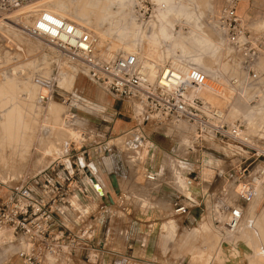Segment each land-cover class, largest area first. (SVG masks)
<instances>
[{
  "label": "built area",
  "instance_id": "built-area-1",
  "mask_svg": "<svg viewBox=\"0 0 264 264\" xmlns=\"http://www.w3.org/2000/svg\"><path fill=\"white\" fill-rule=\"evenodd\" d=\"M147 11L145 8L144 14ZM217 29L229 46L218 47L220 54L225 58L232 55L240 66L238 75L223 80L216 75L209 78L185 62L187 71L181 72L168 63L159 67L134 54L106 60L96 50L94 33L42 11L27 32L49 47L61 64L70 65L76 77L133 108L135 126L118 138L133 154L130 159L141 162L145 181H157L152 169L157 146L147 129L170 143L166 155L171 176L174 183L181 184L173 189L172 217L183 218L187 224L207 221L221 232L222 244H233L247 205L264 201V136L251 135L249 124L251 116L257 119L264 111L260 109L264 86L260 72L254 69L256 62L239 61L241 53L251 52L250 59H257L264 47H251L249 32L231 7L222 10ZM257 38L259 43L264 41V29ZM149 65H156L155 77L149 76ZM209 79L227 90L226 99L213 95L207 86ZM212 96L226 102L216 106L209 100ZM71 98L69 105L75 110L79 109L76 103L86 102L90 111L85 109L96 112L79 90L74 89ZM39 100L47 97L39 95ZM75 115L70 113V119ZM252 121L257 122L255 131L264 133V124ZM79 142L78 148L65 143L60 157L0 195V232L10 233L17 263L157 264L139 259L130 252V244L122 253H108L104 239H97V226L114 202L110 196V205L108 193L95 191L92 177L89 182V173L75 158L76 151L85 150L84 141ZM94 153L105 156L111 152L106 151L105 143H99ZM97 202L102 207L90 209Z\"/></svg>",
  "mask_w": 264,
  "mask_h": 264
},
{
  "label": "rangeland",
  "instance_id": "rangeland-1",
  "mask_svg": "<svg viewBox=\"0 0 264 264\" xmlns=\"http://www.w3.org/2000/svg\"><path fill=\"white\" fill-rule=\"evenodd\" d=\"M58 4L64 8L66 15L63 19L97 36L100 44L97 51L106 60L135 53L141 59L153 61L161 67L165 63H188L189 57L197 55L202 63H208H203L206 68H201L208 70V75H216L222 80L238 75L240 66L237 60L228 54L226 58L223 57L218 50V47H229L222 42L217 29L222 10L229 7L234 9L246 26L252 39L251 47H264V41L259 43L257 38L264 29V0H0V195L45 169L52 160L63 154L65 143H74L76 148L80 146L79 141L91 146L105 143L106 151H110L115 159L119 157L132 177L129 196L122 206L129 209L127 212L114 209L110 224L115 235L129 230L131 253L139 259L157 264H264V241L261 242L260 238L257 244H253V250L246 245L241 231H238L235 243L226 241L222 244L221 232L207 221L183 223V218L172 217L170 205L159 197L149 201L145 199L143 193L157 192L164 183L175 190L180 188L181 184L174 183L171 175H166V178L162 175L163 169L164 172H172L171 165L166 164L161 171L156 170V182L145 181L141 174V162L130 159L133 154L126 151L121 139L105 135L104 131L110 130V115L105 108L112 106L114 99L103 96V91L82 77H76L70 65L61 64L49 47L28 35L27 30L36 15L41 10L53 11ZM145 8L148 10L146 14ZM103 9L102 14L100 11ZM156 13L166 14V17L158 20ZM159 25L166 27L170 39L156 43L150 38ZM127 47H130V52ZM108 49L113 52L110 53ZM108 54L111 56L108 57ZM245 54L250 57L241 53L239 61L251 63L254 60V69L260 72L264 86V54L260 53L257 59H250L251 52ZM74 89L82 92L92 104L90 109L96 112H88L86 102L76 103L78 110L69 105ZM227 93V90L223 92L222 99L227 98ZM39 95L46 96L47 100L40 101ZM97 98L104 101L103 105L99 104ZM222 99L209 98L220 107L226 102ZM260 104V109H264V99ZM113 105L119 112L123 102L115 100ZM123 110L121 112L125 114L128 108L123 107ZM73 111L76 115L71 120L69 114ZM252 120L264 124V111L257 119L253 116L249 118L250 134L264 136V133L255 131L257 122ZM119 124H114L115 129ZM97 130L102 133L98 134ZM164 146L168 148V145ZM93 177L104 193L109 192V188L110 192L113 191L111 187L107 188L99 175ZM250 208L253 209L252 215L248 214ZM261 209L264 210V201L258 200L252 201L246 208L243 223L245 225L248 221L254 235H257L255 228L260 225L264 227V211ZM108 215L103 218L100 238L110 227L107 224ZM134 216L138 217L137 222L124 228L123 225L127 223L128 226L130 218ZM170 222L175 227L174 232L163 234L161 224ZM3 234V239L0 238V264H18L13 255L14 249L9 244L12 237L7 231ZM117 237L113 243L107 242L105 250L107 247L118 251L127 249L125 239Z\"/></svg>",
  "mask_w": 264,
  "mask_h": 264
},
{
  "label": "crops",
  "instance_id": "crops-1",
  "mask_svg": "<svg viewBox=\"0 0 264 264\" xmlns=\"http://www.w3.org/2000/svg\"><path fill=\"white\" fill-rule=\"evenodd\" d=\"M103 94H104L103 96L110 98V96L107 95L106 93H103ZM97 100H98L100 105H103L102 103L104 101H101L99 98H97ZM113 101H115V100H112V106H108L105 108L106 109L105 111H107L110 115V123H108L109 124L108 126H110V130L104 131V132H105V135L106 134H109V136L114 135V139H116V138L120 137L122 134L131 130L135 126V120H134V117L132 114V109L129 107L128 104L123 103L122 106L124 108H128V110L125 111L126 112L125 114H122L121 111H124L123 107L121 108L122 109L121 111L116 112L115 105H113ZM128 114L130 115L129 117H128ZM116 122H120L118 129H115V127H114V124ZM97 133L100 134V133H102V131L99 132L97 130ZM147 133L149 135L150 140H152L157 146V151L155 153V157H154V160L152 162V169L154 171H156V170L161 171L162 166H165L166 164L171 165V161H170L169 157L166 155V152L170 147V143L168 141H166L164 138H162L154 130L147 129ZM102 138L105 139V136H103ZM93 145H95V144H92V146L89 144L88 145L85 144L83 147L85 150L84 151H82V150L76 151L75 158L78 159L77 161L83 167V170H88L92 174V177L95 174L99 175L102 179V182H104L106 184L107 188L110 187L109 183H108L109 174H114L115 177L117 178V182H118V190L117 191L118 192L117 193H115L114 191L110 192V188L108 189L110 192L108 194H110V196L114 202V205L112 207L108 208L106 211V215L109 214L108 215L109 220H108L107 224L110 226V224H112L111 219L114 218V215H112V213H114V209H120L121 212H127L129 209V207L126 206V203H125V206H126L125 208L124 207L122 208V206L124 205L123 201L126 202L128 196H129L128 193L130 191V187H131L130 183L132 181V179H131L132 177L130 176V172H128V170H129L128 167L121 162L122 160L119 157H116V159H115L114 156L112 155V153L106 154L105 156L104 155H101V156L96 155L94 153L95 146H93ZM164 145H168V148H166ZM86 153H89V156H86ZM90 168H91V170H90ZM92 169H94L93 170L94 173L92 172ZM163 172H164V169L162 171V175L164 177L166 175H171V172H166V171L164 173ZM150 193L151 194L143 193L142 195L148 201L151 200L153 197H159L160 200H162L164 203H168L170 205V208H171L172 201L174 200V197H175V193H174L172 187H169L167 184L164 183L161 185L159 191L150 192ZM123 197L124 198L126 197V199H124ZM83 204H85V202L81 201L80 205L83 206ZM89 206L96 208V209H99L102 207L101 203H99V202L92 203ZM130 209H133V208H130ZM137 218L135 216L132 219L130 218L129 225L127 226V223H126L123 225V227L129 228L130 226H132L133 223L137 222V220H136ZM103 222L104 221L102 220L97 226V239L98 240H101V238H100V234H101V230H102L101 224H103ZM55 223L58 224V222H55ZM112 232L113 231H111V226H110L109 229H106L105 234H103L104 237H102V239H104L105 245H107L108 243L109 244L113 243V241H114L115 237H117V235L120 238L125 239V242L127 243L126 246L128 244H131L132 238L130 236L131 234H130L129 230H127V231L125 230L124 232L120 231L116 235H115V232L114 233H112ZM106 250L108 253H122V252L126 251V250L118 251V250H114L113 248L109 249L108 247Z\"/></svg>",
  "mask_w": 264,
  "mask_h": 264
},
{
  "label": "bare ground",
  "instance_id": "bare-ground-1",
  "mask_svg": "<svg viewBox=\"0 0 264 264\" xmlns=\"http://www.w3.org/2000/svg\"><path fill=\"white\" fill-rule=\"evenodd\" d=\"M156 1V0H155ZM160 1H164V0H160ZM44 3V2H43ZM160 4V3H159ZM161 5V4H160ZM63 6L62 5H56V9L55 10H49V12L48 11H46V10H41L42 12H46V13H48V14H50V15H53V16H56V17H58V18H60V19H62V20H65V19H63L64 17H65V15L66 14H64L63 13ZM159 9H161V8H159ZM40 10V9H39ZM48 10V9H47ZM40 11V12H41ZM97 11V10H96ZM98 11H100V10H98ZM161 11H162V13H163V10L161 9ZM103 12H104V9L103 10H101L100 11V13H102L103 14ZM167 12V11H166ZM165 12V13H166ZM99 13V12H98ZM162 13H159V15H157V13H156V15H157V19L159 20V19H164L166 16V14L168 13H166V14H162ZM178 16V15H177ZM158 24V23H157ZM80 26V25H79ZM95 26H97V23H96V25ZM170 27V26H169ZM170 28H172V27H170ZM166 27L165 26H161V25H159L158 26V29H157V31L156 32H154V33H152V38H150L153 42H156V43H160V42H162V40H169L170 39V35L166 32ZM97 37V36H96ZM98 39V38H97ZM194 39V38H193ZM98 43V42H97ZM100 44L98 43L97 44V46H99ZM97 46H96V50H97ZM113 47V46H112ZM130 47H127V51H129L130 52V50H128ZM132 49V48H131ZM109 50V49H108ZM111 50V49H110ZM110 50H109V52H110ZM116 50V49H115ZM114 50V51H115ZM126 50H125V52H127ZM132 51V50H131ZM98 52V51H97ZM113 52V51H112ZM112 52H110V53H112ZM134 55H137V54H135V53H133ZM186 54V53H185ZM108 57H110L111 55L110 54H108L107 55ZM138 56V55H137ZM190 59H188V63H186V64H188V66H191V67H195V68H198V69H200V70H202V71H204L207 75H208V70H205V69H201L203 66H205V65H203V63H205V64H208V63H206V62H204L203 61V63H202V61H201V58H200V56H197V55H192L191 57H189ZM205 59V58H204ZM203 59V60H204ZM207 62H209V61H207ZM184 63V62H183ZM183 63H180V62H176V63H173V64H171L170 66L173 68V69H176V70H179V71H181V72H186L187 70H186V67L185 66H183ZM209 64H210V62H209ZM208 66V65H207ZM159 68V67H158ZM205 68H206V66H205ZM157 73V67H156V65H149L148 66V74H149V76L152 78V77H155V74ZM208 77L210 78L211 76L210 75H208ZM207 86H208V89L210 90V91H212L213 92V95H217V96H220L221 98H224V95H223V92H225L226 91V89L223 87V86H219L218 84H215L214 82H212V80L211 79H209L208 80V82H207ZM202 96H204V97H206L207 95L204 93V92H202ZM211 98H218V97H216V96H212ZM214 101V100H213ZM217 102V101H216ZM53 109V108H52ZM54 111V110H53ZM53 111H52V113H53ZM251 122V121H250ZM86 167V166H85ZM87 171V173H89V175H90V177L88 178V180H89V182H91L90 181V179H91V177H92V174L88 171V170H86ZM92 184H93V187H94V189H95V191H97V193L99 192V193H101L102 195H105V194H107V193H109V192H103L102 191V189L100 188V186H98V184L96 183V181H95V179L92 177ZM116 180H117V178H116ZM110 182H111V179H110ZM117 185H118V182H117ZM110 187H111V185H110ZM111 189H112V187H111ZM118 189V188H117ZM113 190V189H112ZM116 190V189H115ZM98 193V194H99ZM110 195V194H109ZM257 201V200H256ZM251 203V202H250ZM252 206V205H251ZM252 208V207H251ZM249 209L248 210V214L250 215H252V210L253 209ZM261 210H263V209H261ZM264 211V210H263ZM262 214V213H261ZM263 214H264V212H263ZM260 216H262V215H260ZM264 216V215H263ZM261 218V217H260ZM248 222V221H247ZM247 222H246V224L244 225V223H245V220H244V223H242V225H241V227H240V229H239V233H240V231H241V233H242V235L244 236V238L246 239L245 240V243H246V245L247 246H249L252 250L255 248V246L253 245V244H257V241L259 240V238L261 239V242L262 241H264V227H261V225L260 226H258L257 228H255V230H257L256 232H257V235H254L253 234V232L249 229V227H248V224H247ZM257 222H258V220H257ZM256 222V223H257ZM255 224V223H254ZM256 225H259V224H256ZM256 225H255V227H256ZM264 226V225H263ZM174 225L172 224V222H170L169 224H164V223H162L161 224V227H160V230H161V232L163 233V234H172L173 232H174ZM4 233V231L2 232V233H0V238L1 239H3V234ZM254 235V236H251V235ZM241 235V236H242ZM240 236V237H241ZM10 237V236H9ZM6 239V238H5ZM6 241V240H5ZM248 247V248H249Z\"/></svg>",
  "mask_w": 264,
  "mask_h": 264
},
{
  "label": "water",
  "instance_id": "water-1",
  "mask_svg": "<svg viewBox=\"0 0 264 264\" xmlns=\"http://www.w3.org/2000/svg\"><path fill=\"white\" fill-rule=\"evenodd\" d=\"M109 178V177H108ZM110 179H111V182H110V185H111V187H112V189H113V191L115 192V193H117L118 191V185H117V180H116V177H115V175L114 174H111L110 175ZM93 180V179H92ZM116 189V190H115ZM107 199L109 200V202H110V205H113V202H112V200H111V198H110V195H107Z\"/></svg>",
  "mask_w": 264,
  "mask_h": 264
}]
</instances>
